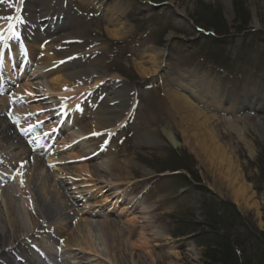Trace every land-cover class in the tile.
Here are the masks:
<instances>
[{
  "label": "rangeland",
  "instance_id": "1",
  "mask_svg": "<svg viewBox=\"0 0 264 264\" xmlns=\"http://www.w3.org/2000/svg\"><path fill=\"white\" fill-rule=\"evenodd\" d=\"M18 1L20 3L21 0H5L0 3V17L11 16ZM74 1L82 16L75 23L79 29L70 32V35L75 33V38L64 37L56 44H48L52 46L47 51L42 50L43 54L39 52V61H52L54 64L66 62L67 66L70 65L71 69L66 72L72 74V81L69 83L75 86V92L82 85L76 78V71L79 70L77 67L94 70L96 78L107 74L126 80L134 88L126 104L131 113L126 125L119 132L111 133V128L104 126L98 119L84 118L88 115L86 107L81 122H77L75 128L76 133L83 134L87 138L85 141H89L83 142V148L88 147L84 155L89 153L85 157H81V151L71 154L64 149L60 152L64 143H70L65 135H72L74 132L68 130L64 134V130L61 132L62 139L55 142V150L59 151L56 157L67 159L63 164L68 163L76 172L89 169V174L84 171L75 181L80 190H85L82 196L89 195L86 201L74 198L72 187L66 185L65 179L61 178V165L50 158L52 151L31 152L30 160L36 157L43 163L41 168L33 172V177L41 179L43 173L51 178L58 177L63 185L57 184L63 190L70 207V211L66 212L74 220L75 212L88 211L86 206L89 202L101 201L102 196L107 195L111 206L101 205L94 211L109 214L108 219L116 225L125 246H138L146 234L147 237L153 234L160 239L153 243L156 247L145 251L147 262L143 264H148L151 256L156 264L211 263L204 257V247L199 245L198 238L192 237V233L200 232L204 227L203 208L210 205L217 211V202L226 203L245 225L258 234H264V162L259 160L260 153L264 156V0H229L228 3L225 0ZM5 21L7 20L0 19V22ZM254 21H257V25ZM213 23L221 25L227 33L205 27L213 26ZM207 32L213 33L215 38L212 40ZM217 40L224 51L222 56L225 60L229 58L228 65H225L221 54L218 55V51L213 48L218 46L214 43ZM153 50L163 51V54L156 57V74L154 72L147 77L142 76L138 71V64L151 70L149 54ZM201 50H205L210 57L211 53L217 54L212 59L223 63L216 62L219 65H214L203 59ZM81 57L86 58L80 62ZM72 58L76 59L69 61ZM184 70L202 75L213 85L212 89L214 86L219 87L218 90L225 99L235 91L239 94L236 101L223 103L219 107L210 104L206 106L197 97H193L197 98L196 101L193 100L185 92L176 89L180 84L179 73ZM49 80L47 78L46 83ZM28 81L21 84L19 94H23ZM31 82L33 84L29 88L36 91L40 87L39 82ZM14 91L18 93V89ZM73 91L69 90L68 93L72 96ZM243 91L244 101L239 103V96ZM170 92L185 97L199 114V136L200 132L208 137L212 136L215 144L226 151L236 173L250 187L247 207L240 199L234 200L230 193L231 184L224 179L215 160L211 161L205 151L198 150L195 140L191 139V132L181 119L189 113L183 109L177 112L171 106L168 98ZM100 93L101 91L98 94ZM96 100L97 98L90 101L98 106ZM38 104L30 103L26 107L33 112L41 107ZM0 114L5 119L10 116L12 124H15L13 121L17 123L19 118L12 109ZM122 114H125V110ZM206 117L213 120H207ZM48 120L49 117L43 123L44 132L51 129ZM205 120L206 125L203 123ZM166 130L173 134L177 143L175 147L165 137ZM18 136L20 138V134ZM1 137L2 134L0 140ZM26 140L28 139L23 141ZM3 143L6 145H0L1 149L9 146L10 142ZM249 143L251 147L248 146ZM2 152L3 150L0 151ZM98 164H102L104 169L109 165L114 168L112 170L109 167L110 171L101 173L94 168ZM105 186L108 187L107 192L103 190ZM118 188L124 190L121 202L114 199H120L115 196L114 191ZM14 190L17 191L15 186ZM128 200L136 201L134 205L137 209L133 212L128 211L125 206L124 201ZM90 221H98V218L91 217ZM97 223H92L95 235L93 243L97 257L100 261H105ZM69 228L72 229L70 225ZM132 229L133 237L125 235L126 231ZM52 239L50 247L57 253L58 240ZM8 243L9 241L6 242ZM89 260L90 258L87 261ZM258 262L264 264V257H260ZM124 263L134 264L128 255Z\"/></svg>",
  "mask_w": 264,
  "mask_h": 264
},
{
  "label": "bare ground",
  "instance_id": "2",
  "mask_svg": "<svg viewBox=\"0 0 264 264\" xmlns=\"http://www.w3.org/2000/svg\"><path fill=\"white\" fill-rule=\"evenodd\" d=\"M35 1L37 2V0ZM225 1L227 3L229 2V0ZM30 13L35 16L39 14V11H36V8L32 7ZM65 14L68 18L71 17L69 12ZM41 18L42 16H35L33 20L37 22L36 20ZM254 23L257 25V21H254ZM10 24L15 25V31L19 34V38L26 35V30L19 27V23L16 18H14V20L10 23L0 22V38L2 37L6 42L5 47L0 49V57L4 60V63H0V82L4 85V89L2 88L4 92L6 90L5 85L8 84L7 81H14L10 79L8 71L13 66L15 61L14 52L17 54L16 50L19 51V49L14 51V43L16 41L18 42L19 39L17 40V35L12 34V31L9 29ZM13 40L14 43L12 42ZM34 47L35 44H27V52H24L27 58L32 56V50ZM160 54H163L162 50H153L149 54L150 64L152 67L151 70L146 69L143 64H138V71L142 76L147 77L156 71V57ZM22 68L24 69V67ZM67 68L70 70L71 66L69 65ZM77 68H79V70L76 71V78L80 80H78V83L82 85H80V89L76 92L75 86L69 83V81H72V77L70 76L72 74L66 72L67 69L55 71H50L45 68L32 69L30 76L39 74L36 77L40 87L37 88L36 91H31L29 87L31 86V83L33 84V82L28 81L27 88H24L23 92L24 94H27V96H24L23 98L27 99L45 96V98L47 97V100L52 99L56 108V111L54 112L55 116L60 122L64 121L63 127H66L70 125L71 121L77 123L80 119L81 114L79 113V108L81 107L83 100L87 99V97L92 93L97 95L99 90L108 91L110 92L111 98L105 97L102 100V102L95 109L96 111L93 113V118L95 120L98 119V121L105 124L104 126L111 127L112 130L117 129L119 124L121 125L124 123L125 115L122 114L124 110L123 105L125 102L127 104L129 100V97L125 95V92H129V88L123 80L118 79L117 77L111 76L107 78V81L103 82L100 78L92 79V75L95 73L94 70H89L88 68L83 69L80 67ZM20 72H22V70H20ZM42 73L44 74L45 82L41 81L42 78H40V75ZM185 73H187V71L182 73V77H180V79L184 81L188 78V82H186V84L189 87V90L197 93L195 96L199 95L200 97L206 99L208 101L207 103H204L206 106L209 104L220 106L223 103V99L218 97V91L214 90L209 92V89H206L209 87L201 88V86H197L195 76L192 78ZM47 78L50 79V82L46 83ZM101 82L106 87H104ZM107 82H109V84H107ZM206 86H210V84H207ZM112 87L117 90L112 92ZM179 87L180 86L177 85V89H179ZM69 90L70 92L71 90H74V95L71 96V93H68ZM65 91L67 92L65 93ZM30 93L31 95H29ZM204 94L207 95L205 96ZM16 95L18 96L19 94L17 93ZM191 95H194V93H190V96ZM168 98L171 106L177 112H180L183 109L189 113L184 115L181 119L185 122L187 130L191 132V139L195 140L196 146L200 152L205 151L211 161L215 160L214 162H216L215 164H217V168L221 170L220 173L223 175L224 179L228 181V184H231L230 193L234 196V200L237 201V199H240L241 202L244 203V206L247 207L249 205L247 204V201L250 200V197H248L250 187H247L242 182V179H240L241 176L236 173L237 170L232 166L231 159L227 156L226 151L221 146L215 144V139H213L212 136L208 137L204 135V132H200L201 135L199 136L197 131V127H199L197 124L199 114L193 110V105L185 97L176 93L170 92ZM25 99L21 100L13 94L8 95L6 99L0 98V112L3 113L2 109H4L7 102L11 105L15 104L18 106L17 111L21 114V116L26 117L22 120L24 125H30L29 119L31 114H29L30 111L25 105ZM52 101L49 105L52 104ZM21 105H24V107H21ZM47 109L45 107H41L40 111L44 113ZM126 110L127 108L125 111ZM35 111L38 112V110ZM1 115L2 114H0V116ZM206 119L213 120V118L208 119V117H206ZM46 120V117H44L43 122ZM43 122L39 121L38 124H42ZM203 123L206 125L207 121L205 120ZM50 126L52 129L54 123H51ZM11 128L12 127L8 122H6L4 116H1L0 135L2 134L3 137H1L0 145H5V143H3L5 141L10 142L9 146H7L10 149L7 152L6 146L3 149L0 148V151L3 150V152L0 153V157L6 154L3 156V161L0 160V162H2V166L4 167L3 169H5L2 170L0 168V175L5 173L14 175V178L11 183L8 182L4 184L3 181H0V264H51V261L53 264H90L91 262L96 264H125L124 259L126 255L131 257L134 264H143L147 262L145 259V251L156 247L157 245H153V243L160 239L156 238L153 234L147 237L146 234V238L144 236L143 241H139L138 246H125L120 239L116 225L108 219L109 214L100 212V210H97L96 212L94 211L101 205H110L111 202L107 195L102 196L101 201L89 202L86 206L88 211L79 210L74 213L76 219H70L69 216L71 215L68 211L66 212V210L70 211L68 199L64 195L63 190L60 189L57 184V182L60 183L58 181V177L53 176L51 178L48 174L44 175V173L41 179L33 177V172L37 171L38 168H41L43 163L36 157L30 160L31 158L28 157V148H26V146L18 138L12 137L11 134L15 136L16 134L12 132L13 129ZM72 128L73 129L70 131L74 133L68 136L65 135V138H69V145L64 143L62 146H64V149L71 147L72 149L69 150L71 154L74 153L75 149L76 151H81V157H85V151L79 149V146L83 145V142L79 145H76V143L77 139L83 140L85 143H88L89 141H85L86 137L83 134L75 132L76 127L73 126ZM93 128H95V126H93ZM233 128L237 131L236 127ZM259 131H262V129ZM164 135L174 147L177 145L171 132L166 130L164 131ZM3 138H5V140H3ZM36 138L40 140L43 139V144L45 143L44 136L37 135ZM248 146L251 147V144L249 143ZM51 150L52 154L50 158L57 161L58 163L56 164L61 165L59 168L60 173L63 175L61 178L65 179L67 183L66 185L72 187L74 198L82 202L84 200L82 198L84 197L82 196V193H84L85 190H80L75 181L80 175L84 174V171L85 174H89V169H84V171L79 170L76 172L70 166L63 164L67 161V159L56 157L59 155L58 150H53V148ZM62 151L63 149L60 152ZM22 164L23 167H21ZM109 167L112 170L114 168L109 165L106 169H104L102 164L94 166L95 170L101 173H105V170L110 171ZM19 173H23V175L21 176ZM89 177L90 178H88V180L91 179L90 175ZM21 179L23 180V184H21ZM11 184H14L17 191L14 190V186ZM60 185H63V183H60ZM107 189V186L103 187V190L106 192L108 191ZM36 194L38 195V198H36ZM115 194L120 197V199L116 198L117 202L123 201L124 190L122 191L119 188L115 191ZM86 197H89V195ZM135 202V200L124 201L128 211L132 210L133 212V210L137 209L134 205ZM114 203H116V201ZM143 211L146 210L144 209ZM94 216L98 218V221L94 222H98L97 228L99 230L100 240L102 241L104 249L105 261L99 260V257H97L96 247L93 243L95 235L92 232V223L94 222L90 221V218ZM99 220L102 221L99 222ZM69 225L72 229L69 228ZM133 232L134 229L128 230L125 232V235L133 237ZM192 234V237L195 239L198 238V240L203 236L201 231H195ZM52 238L59 240V248L62 250V253L59 255H56L50 247L51 244H53ZM7 241H9L10 244H6ZM149 253H151V251ZM37 258L39 262L36 263L34 259ZM89 258L90 260L87 261ZM150 258L152 259H150V262L148 261V264H156V260L153 256Z\"/></svg>",
  "mask_w": 264,
  "mask_h": 264
},
{
  "label": "trees",
  "instance_id": "3",
  "mask_svg": "<svg viewBox=\"0 0 264 264\" xmlns=\"http://www.w3.org/2000/svg\"><path fill=\"white\" fill-rule=\"evenodd\" d=\"M205 27L227 33L226 29L215 23ZM259 160L264 162L262 153ZM216 205L219 214L210 205L203 208V236L198 241L204 247V257L211 261L208 264H260L258 260L264 257V234H258L245 225L226 203L217 202Z\"/></svg>",
  "mask_w": 264,
  "mask_h": 264
},
{
  "label": "snow or ice",
  "instance_id": "4",
  "mask_svg": "<svg viewBox=\"0 0 264 264\" xmlns=\"http://www.w3.org/2000/svg\"><path fill=\"white\" fill-rule=\"evenodd\" d=\"M0 19H6V20H11L12 19V17L11 16H6V17H0ZM18 22H20V23H23V20H19ZM9 29L12 31V34L13 35H18V33L15 31V25H12V24H10L9 25ZM29 95H31V93L29 94ZM14 123H15V121H13ZM97 133H94V135H96ZM21 167H23V164L21 165ZM19 175H23V173H19ZM21 184H23V180L21 179Z\"/></svg>",
  "mask_w": 264,
  "mask_h": 264
}]
</instances>
